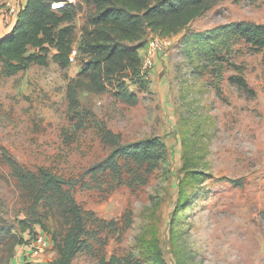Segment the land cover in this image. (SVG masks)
Instances as JSON below:
<instances>
[{
	"label": "rangeland",
	"instance_id": "rangeland-1",
	"mask_svg": "<svg viewBox=\"0 0 264 264\" xmlns=\"http://www.w3.org/2000/svg\"><path fill=\"white\" fill-rule=\"evenodd\" d=\"M55 1L73 13V46L106 41V33L121 39L98 21L118 0ZM229 21L264 22V0H206L171 35L143 28L146 87L130 77L127 56L90 69L84 64L92 55L80 48L65 66L53 59V44L46 64L7 75L0 63V264H23L16 247L32 226L51 240L40 264L59 257L72 224L68 185L51 208L40 168L73 182L85 244L71 264L112 257L117 264H264V48L239 40L203 59L206 68L183 50L191 31ZM152 37L160 48L145 69ZM112 135L121 143L158 136L165 150L158 159L118 156L114 167L93 171L113 147Z\"/></svg>",
	"mask_w": 264,
	"mask_h": 264
},
{
	"label": "trees",
	"instance_id": "trees-1",
	"mask_svg": "<svg viewBox=\"0 0 264 264\" xmlns=\"http://www.w3.org/2000/svg\"><path fill=\"white\" fill-rule=\"evenodd\" d=\"M52 1L55 0H26L25 5L17 13L12 30L0 38V63L7 75L26 69L31 64H46L48 44H53L56 48L52 56L55 61L62 66L70 62L69 54L73 47L71 44L73 13L64 8L65 2L61 7L53 9ZM2 5L0 1V7ZM205 9L206 0H154L153 3L149 0H118L98 15V21L114 27L121 35V39L106 33L104 37L106 41L83 39L76 49L78 54L80 48L92 55L91 59L84 64L85 68L90 69L98 67L104 59L127 56L128 68L131 71L130 77L137 79L140 86L146 87L147 72L142 70L141 59L138 55V49L145 42L143 28L149 27L162 36L171 35L178 32ZM63 22L66 24L61 26ZM122 39H127L133 44L128 45L121 41ZM239 40L249 43L255 49L264 48V22L229 21L218 24L205 32L191 31L185 35L183 50L190 62L206 68L209 63L203 62V59L208 62L213 61L214 57H219L217 53L220 50H226ZM31 47L37 50L30 52ZM234 80L239 85L247 86L243 77L236 76ZM112 142L113 147L110 152L100 163L91 168L93 171L114 167L118 156L158 159L165 150V144L158 136L121 143L112 135ZM39 177L43 192L49 191L48 195L53 197L48 203L51 208L58 204L54 198L55 193L61 189V186L68 185L66 206L72 224L62 238L59 257L50 264H71L76 253L85 244V226L81 209L70 193L73 182L68 181L63 174L47 168L39 169ZM32 227L27 228L32 229ZM20 240L21 234L18 242ZM100 260L102 264L118 263L114 257L108 263L103 258Z\"/></svg>",
	"mask_w": 264,
	"mask_h": 264
},
{
	"label": "built area",
	"instance_id": "built-area-1",
	"mask_svg": "<svg viewBox=\"0 0 264 264\" xmlns=\"http://www.w3.org/2000/svg\"><path fill=\"white\" fill-rule=\"evenodd\" d=\"M26 2V0H15L14 3L10 1L3 2V6L0 9V14L6 16H11L20 10L18 5L21 6ZM63 1H52L51 7L57 9L61 7ZM161 39L158 37H152L149 40L146 53L143 57V67L150 68L154 63V59L157 55V50L160 48ZM77 49L75 46L72 47L69 54V61L73 62L76 57ZM51 249V240L45 230L33 227L32 229L27 228L21 233L20 243L17 244V252L14 259H21L23 264H40L41 261L47 258L48 251Z\"/></svg>",
	"mask_w": 264,
	"mask_h": 264
},
{
	"label": "crops",
	"instance_id": "crops-1",
	"mask_svg": "<svg viewBox=\"0 0 264 264\" xmlns=\"http://www.w3.org/2000/svg\"><path fill=\"white\" fill-rule=\"evenodd\" d=\"M0 1L2 3L6 2V1H10L11 3L15 2V0H0ZM25 3L22 6H24ZM3 17H4V15L0 14V33H1L0 34V38L5 36V35H7L12 30V28H13L15 22H16L17 13L14 14V15H11V16H6L5 18H3ZM16 249H17V247H16ZM44 259H46V258H44ZM13 261H14V259H13ZM14 264H21V263L18 260Z\"/></svg>",
	"mask_w": 264,
	"mask_h": 264
}]
</instances>
